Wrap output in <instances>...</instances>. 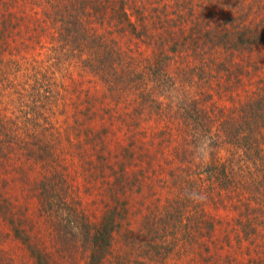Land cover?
Returning <instances> with one entry per match:
<instances>
[{
	"label": "trees",
	"instance_id": "obj_1",
	"mask_svg": "<svg viewBox=\"0 0 264 264\" xmlns=\"http://www.w3.org/2000/svg\"><path fill=\"white\" fill-rule=\"evenodd\" d=\"M225 1L224 6L218 5L216 15L215 9L202 0H0V95L6 88L14 89L7 94L11 100L0 103V164L20 160V164L40 166L42 176L33 187L40 188L38 199L46 198L47 205L52 191L59 202H66L57 194L67 182V166L62 158L66 155L60 153L69 151L68 155L79 157L84 171L103 187L102 220H86L89 264H106L113 257L114 264L133 261L125 252L118 254L115 250L114 235L130 226L135 215L133 195L143 196V187H147L141 173L131 169L136 156H143V146L139 147L141 154L129 156L135 144L132 139L123 146L107 128L98 123H91L89 128L81 120L91 118L98 105L104 114H109L111 105L128 106L124 116L143 111L164 123L178 116L183 132L189 134L194 119L203 136L212 138V166L206 162L195 165L184 156L181 164L167 172L166 197L155 196L152 217L143 209L135 217L160 220L147 226L146 245L143 240L138 243L136 237L125 238L132 247L136 243V251L146 250L144 256L134 250L138 258L134 261L139 264H151L172 252H164L169 249L164 245H170L166 233L173 212L175 217L196 218L199 236H185V246L195 241L204 243V228L209 225L203 219L209 218L205 201L199 205L193 202L198 207L195 211L187 193H204L211 199L215 194L209 185L214 178L219 179L218 188L225 187L222 190H226V196L235 200L239 218H252L258 197L264 196V79L249 80L257 90H245L244 101L233 111H216L208 106L195 109L204 86L214 87L245 67L239 58L264 52V17L257 19L261 11L264 13V0H252L248 25L243 15L250 2L245 6L244 0ZM124 40L136 48H124ZM17 56L20 58L15 59ZM257 68L250 66L245 74ZM178 74L192 77L193 92L182 91L183 97L176 93L177 101L174 96L169 103L161 101V91L173 85ZM237 82L248 85L244 77ZM67 95H72L70 102ZM71 105L75 107L72 112ZM72 118L76 126H69ZM151 125L153 122L148 120L145 127ZM163 125L152 134L143 132L141 124L137 131L146 140L162 135ZM65 144L69 150H63ZM123 153L127 154L119 155ZM15 168L22 181L31 182L25 165ZM28 189L26 185H15V196L10 197L22 200ZM221 194L217 191L218 197ZM8 198L0 192V205ZM164 214L168 218L162 221ZM243 226L249 227V220ZM243 233L246 236V231ZM226 241L229 246L231 241ZM30 245L41 262V254ZM217 245L225 249L224 244Z\"/></svg>",
	"mask_w": 264,
	"mask_h": 264
},
{
	"label": "rangeland",
	"instance_id": "obj_2",
	"mask_svg": "<svg viewBox=\"0 0 264 264\" xmlns=\"http://www.w3.org/2000/svg\"><path fill=\"white\" fill-rule=\"evenodd\" d=\"M244 1H247L245 6L250 2L248 9L245 8L247 13L243 15L248 25L250 21L248 15L250 14V18L252 16L251 12H248L252 0ZM202 2L210 4V7L215 9L213 11L217 13L216 15L220 11L217 8L224 6L226 3L225 0H202ZM259 16L257 19H263L264 13L261 11ZM123 43L125 44L123 45L124 48L129 46L136 48L128 40H124ZM261 54L239 58L238 61L245 67L239 68L230 79L225 78L221 82H216L214 87H202L203 92H201L198 100L200 103L196 105L195 109L199 110V108L208 106L209 108H215L216 111L221 108H231L230 110L233 111L234 106L244 101L245 90H257L255 85L251 86L249 84V80L264 79V52ZM21 56H25V54L21 53ZM28 57L33 56L28 55ZM16 58L20 57L17 56ZM250 66L258 68L256 70L251 69V74H245ZM21 75V73L18 74L19 77ZM241 77H244V82L248 85L242 86L237 82ZM191 81L192 77L189 74H178L175 77V83L173 82V85L165 88L168 91L166 92L165 89L161 91V94H164L161 95L162 97L160 96L161 101L167 102L166 99L169 103L173 96L177 101L176 93L183 97L182 91L193 92ZM206 88H209V90L207 91ZM6 89L7 91L0 95V103L4 102L5 104L11 100L7 94L14 92V89ZM1 90L2 87H0ZM194 91L196 92L195 88ZM208 94L212 98L207 97ZM70 97L72 95H67L68 102H70ZM173 105L177 109V102H174ZM132 106L135 107V105ZM74 108L71 105V112ZM119 108L111 105L109 114H104L102 107L98 105V108H93L91 118L87 119L88 116H86L81 120L85 121L84 125L89 128L92 125L91 123H98V126L107 128L109 135H114V139L119 138L123 146H126L128 141L133 140L132 142L135 144L133 150L129 152V156L141 154L139 147L140 145L143 146L142 149L140 148L143 156H136L135 165L131 169L141 173L147 187H143V196L138 193L133 195L135 215L130 226H124L121 232L114 235L115 250L118 254L125 252L131 259L133 258L130 264H139L138 261H134L138 258L133 255L134 250L138 248L136 241H133L135 246L132 247L125 238L133 240L136 237L138 243L143 240V245H146L149 240L145 237L147 226H150V223L156 224L160 220L159 218L135 217L140 215L142 209L144 214H149L152 217L155 196L164 195L166 197L167 180L170 177L167 172L181 164L184 156L195 165L206 162L207 166H212L214 157L211 150L206 161L196 159L197 139L203 136V132L196 125L194 119L195 122L191 121V125L194 127L191 131L194 133L189 134L183 132L184 126L179 121L178 116L175 119L171 116L172 119H165L164 123L162 120H154L149 113L140 111L138 106L137 109L141 113H135L133 116H124V112L126 113L124 108H128V106ZM0 109H2L1 104ZM192 114L196 113L192 112ZM144 116L146 117L144 118ZM217 118L219 119V117ZM73 120L74 118H72L69 126L77 125ZM148 120L153 122V125L145 127ZM140 124L145 129L143 132L149 134H152L155 130L157 131L164 126L163 124H165V128L162 135L144 140L138 132L141 127ZM121 149L119 150L120 153ZM63 150H69L68 144L64 145ZM67 152L69 151L60 153L66 155L62 158H64L63 162L67 166L65 176L63 175L66 177L67 182L65 183V189L62 190L61 188L57 193L61 194L63 199L66 200L65 203L59 202L56 193L53 191L51 192V199L48 201L49 204L45 205L46 198L44 200L38 199L41 191L40 188L33 187V184L41 178L42 170L37 164H20V160L4 161L3 165L0 164V192L5 194L6 197L9 196L7 202L0 205V264H89V261H91L89 258L90 250L86 247V220L93 222L102 220L104 212L102 203L103 187L101 182L93 180L84 171L79 157L70 156ZM125 154L127 153L119 155L125 156ZM16 165H25L27 176L31 182L22 181L21 174L15 168ZM69 174L70 176H68ZM213 180V186L209 185V187H211L210 191H213L212 195H215L204 202L207 215H209V218H203L209 224L204 228V232L207 233L206 239L202 241L204 243L200 244L199 241H195L196 243H190L191 246H185V240L183 239L185 236H199V231L194 225L196 224V218L194 215L190 218L175 217V212H173L171 227L167 229L166 233L167 238H171L170 245L168 243L164 245L169 249L162 246V249H165L164 252H168V250L172 252L167 257H160L159 260H155L151 264H264V196H259V205H254V215L256 214L257 218H253L254 215L251 216L252 218H239V209L235 206V200L233 201V199L226 196V190H222L225 187H221V190L218 188L220 187L219 179L214 178ZM15 185H26V189L28 186L29 193H26L27 197L22 198V200L10 197L11 195L15 196L13 191ZM217 191H222L221 196H217ZM250 196L252 197L253 194H250ZM144 202L145 207H143ZM190 205L196 208L195 211H197L198 207L195 204L193 205V201ZM165 218H168L166 214L163 215L161 220L164 221ZM247 220H249V227H244L243 224H247ZM158 225L160 226V224ZM161 225L163 226L162 223ZM129 229L132 232H129ZM243 230L246 231L247 237L243 236ZM208 234L209 236L213 235V237H209ZM227 239L231 241L229 246L226 244ZM30 244L41 254V262H38L32 254ZM217 244L219 246L224 244L225 249L218 248ZM135 252L139 256H144L146 250H135ZM113 258L106 264H114L116 257ZM251 259L256 260V263ZM149 260L148 258L146 261Z\"/></svg>",
	"mask_w": 264,
	"mask_h": 264
},
{
	"label": "clouds",
	"instance_id": "obj_3",
	"mask_svg": "<svg viewBox=\"0 0 264 264\" xmlns=\"http://www.w3.org/2000/svg\"><path fill=\"white\" fill-rule=\"evenodd\" d=\"M212 138L208 135L202 136L196 148V159L206 161L208 159L209 153L211 152ZM187 198L194 203H202L206 201L207 196L204 193L199 192H189L187 193Z\"/></svg>",
	"mask_w": 264,
	"mask_h": 264
}]
</instances>
